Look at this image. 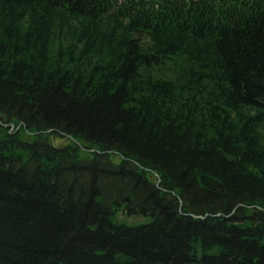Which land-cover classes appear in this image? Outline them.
<instances>
[{"label":"trees","instance_id":"1","mask_svg":"<svg viewBox=\"0 0 264 264\" xmlns=\"http://www.w3.org/2000/svg\"><path fill=\"white\" fill-rule=\"evenodd\" d=\"M0 121V264H264V0H0Z\"/></svg>","mask_w":264,"mask_h":264},{"label":"rangeland","instance_id":"2","mask_svg":"<svg viewBox=\"0 0 264 264\" xmlns=\"http://www.w3.org/2000/svg\"><path fill=\"white\" fill-rule=\"evenodd\" d=\"M10 134V133H9ZM0 138H1V135H0Z\"/></svg>","mask_w":264,"mask_h":264}]
</instances>
